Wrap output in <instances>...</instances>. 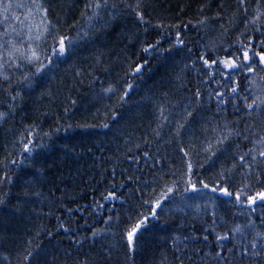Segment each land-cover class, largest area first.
<instances>
[{
  "label": "trees",
  "instance_id": "16d2710c",
  "mask_svg": "<svg viewBox=\"0 0 264 264\" xmlns=\"http://www.w3.org/2000/svg\"><path fill=\"white\" fill-rule=\"evenodd\" d=\"M3 3L0 264H264V0Z\"/></svg>",
  "mask_w": 264,
  "mask_h": 264
},
{
  "label": "rangeland",
  "instance_id": "374dc122",
  "mask_svg": "<svg viewBox=\"0 0 264 264\" xmlns=\"http://www.w3.org/2000/svg\"><path fill=\"white\" fill-rule=\"evenodd\" d=\"M32 13V12H31ZM34 15V16H31ZM29 15L27 19H33L34 21L38 22L35 27L30 26L32 29H34L35 34H33L32 40H29L25 42L26 46L29 45L31 42H33L37 37H39V33H37V28L39 27L40 22L43 19V15L41 13H32ZM37 15V16H35ZM31 21V20H30ZM40 21V22H39ZM30 38V36L28 37ZM32 46L29 47L30 53H32ZM256 61L257 66H260L257 63V59H252V63ZM251 63V64H252ZM261 67V66H260ZM250 78H248V91H249V96L248 99L250 98L252 102V106L254 108H264V70L260 69L259 71L256 69V71H252L251 74L249 75ZM197 170H200V168ZM247 186H251L252 188L255 186H259L258 181L255 182V184H248ZM246 186V187H247ZM190 198L189 200H183L180 205L181 208L180 210H187V211H192L194 208L200 209L199 206H202L203 208L210 209L211 208V201H212V195H217V196H222L226 197L225 192L221 190L213 191V189H205L204 192H200L195 190L193 187H191L190 190ZM260 195H256V197H252L247 200L248 203H253L252 207L255 205V199H257ZM264 199L261 201L263 202ZM247 202L245 204H247ZM204 209V211L208 212V210ZM158 210V208H155L154 213ZM179 211V210H178ZM153 217H155V214H153L150 218L144 219L143 223L138 224L139 227L135 228V231L133 232V238L135 237L136 233L138 231H141L144 229L147 225V221L151 220Z\"/></svg>",
  "mask_w": 264,
  "mask_h": 264
},
{
  "label": "snow or ice",
  "instance_id": "6c2138e0",
  "mask_svg": "<svg viewBox=\"0 0 264 264\" xmlns=\"http://www.w3.org/2000/svg\"><path fill=\"white\" fill-rule=\"evenodd\" d=\"M105 2H106V0H105ZM0 4H2V6L4 7L5 12L10 7L9 4H4L3 3V0H0ZM97 7H99V5H97ZM37 39H39V37H37ZM59 46H60L59 47V53L62 54L65 51V45H64V40L63 39H61L59 41ZM0 47H2V45H0ZM21 55H23V53ZM34 59L35 60H38L39 57L37 56L36 52L33 50L31 56L28 57V60H29V62H31ZM249 59H250L249 58V54H248L247 51H245L244 52V60L245 61H248ZM260 60H261V62H264V55H261L260 56ZM207 63H208V61L205 60V64H207ZM213 63H216V62L214 61ZM224 63H225V67H228V68H236L238 66H241L240 61H239V58H237V62L236 63H233L232 61H225ZM249 70H251V65H249ZM233 91L235 92V89H233ZM248 107L251 108L252 107V104H249ZM26 150H27V147H26ZM260 155L261 156H264V152H261ZM205 187H207V185H205ZM168 191L170 192L171 189H169ZM213 191H216V189H213ZM161 195L166 197L167 193H162ZM225 195H231V194L228 193L227 191H225ZM259 195H260V199H264V193H261ZM237 200H239V197H237ZM156 207L157 208L160 207V200L159 199H157V201H156ZM142 223H143V221H141V224ZM137 227H139V225ZM134 231H135V229L133 230V232ZM133 232H130L129 235H128V241H129V247H130V249L132 248V244H133Z\"/></svg>",
  "mask_w": 264,
  "mask_h": 264
},
{
  "label": "bare ground",
  "instance_id": "6f19581e",
  "mask_svg": "<svg viewBox=\"0 0 264 264\" xmlns=\"http://www.w3.org/2000/svg\"><path fill=\"white\" fill-rule=\"evenodd\" d=\"M33 50H35V49L33 48L32 51ZM231 121H233L234 126H237V127H242L243 125L247 124V123L243 122L240 118L235 117V116L231 118ZM231 137H233V136H230V138ZM259 198H260V196L257 199H255V204L261 203V201H258ZM238 202L240 203V201H238ZM252 205H253V203H247V204L241 205V207H246V208L250 209V208H252Z\"/></svg>",
  "mask_w": 264,
  "mask_h": 264
},
{
  "label": "water",
  "instance_id": "95a60500",
  "mask_svg": "<svg viewBox=\"0 0 264 264\" xmlns=\"http://www.w3.org/2000/svg\"><path fill=\"white\" fill-rule=\"evenodd\" d=\"M261 55H264V54H261ZM261 55H257V56H256V59L258 60V62H259L260 65L262 66V68L264 69V62H261V60H260V56H261ZM258 201H261V199L259 198Z\"/></svg>",
  "mask_w": 264,
  "mask_h": 264
}]
</instances>
